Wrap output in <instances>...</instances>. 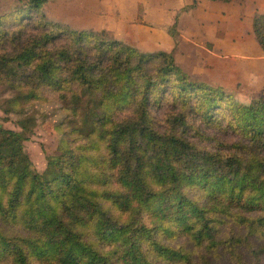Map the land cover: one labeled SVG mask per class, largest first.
I'll return each instance as SVG.
<instances>
[{
  "label": "trees",
  "instance_id": "1",
  "mask_svg": "<svg viewBox=\"0 0 264 264\" xmlns=\"http://www.w3.org/2000/svg\"><path fill=\"white\" fill-rule=\"evenodd\" d=\"M46 1L0 13L6 111L30 122L49 95L64 114L44 172L0 126V264H264V96L241 102L172 52L64 27ZM253 33L264 51V13Z\"/></svg>",
  "mask_w": 264,
  "mask_h": 264
},
{
  "label": "rangeland",
  "instance_id": "2",
  "mask_svg": "<svg viewBox=\"0 0 264 264\" xmlns=\"http://www.w3.org/2000/svg\"><path fill=\"white\" fill-rule=\"evenodd\" d=\"M20 0H1L0 13L12 9ZM100 0H48L41 11L50 20L60 23L64 27L82 30L83 28L106 29L107 37L119 38L124 43L136 47L141 52H155L152 50L169 49L172 40L167 35L169 19L160 21L148 20L145 16V5H136V1L119 4H101ZM215 6H224L214 3ZM242 2L236 0L225 10L214 8L215 14L232 13L229 21L217 22L215 25H226L228 30L236 31L229 38L216 35L214 25V52L197 50L195 57L201 69L200 76L203 82L218 87L221 86L236 95V98L248 103L253 98L264 96V52L254 44L249 28V21L253 8H243ZM240 9L239 12H237ZM226 10H228L226 12ZM223 19V18H222ZM158 25V26H156ZM168 26V27H166ZM171 31V29H170ZM171 33H173L171 31ZM242 34V35H240ZM158 51V50H157ZM178 51V50H177ZM176 51V52H177ZM178 59L181 61L178 52ZM197 73V72H196ZM13 93L8 87L0 85V126L23 132L28 140L25 150L29 154L33 167L38 172H44L47 167V156L58 153V144L61 135L54 132L56 126L64 118L61 104L47 95L46 101L37 102L28 106V112L34 119L30 122H20L21 115L8 110L6 100L12 98ZM167 107L154 110L160 122H163ZM192 123L214 138L217 131L200 125L197 118H191Z\"/></svg>",
  "mask_w": 264,
  "mask_h": 264
},
{
  "label": "crops",
  "instance_id": "3",
  "mask_svg": "<svg viewBox=\"0 0 264 264\" xmlns=\"http://www.w3.org/2000/svg\"><path fill=\"white\" fill-rule=\"evenodd\" d=\"M123 1L124 0H100L98 1V3L119 4ZM128 1L129 0H125L126 3ZM131 1H136V5L140 4L146 6V9L144 11L146 12L145 16L148 20L156 21L159 24L160 21L169 19V27H166H168L167 35L172 40V45L169 46V49L161 48L157 50L172 52L174 54L176 63L187 75H189L194 80L202 81L203 79L199 75L200 71H198L199 69H201L199 65L202 64L197 63L195 53L197 50L210 52V50L206 49L205 46L207 48L212 47V52H214L215 23L219 21H229V15H231V17H234V14L229 12L226 13V15L222 13L215 14L214 8L221 10H225L229 7L232 8L231 5L235 3L236 0H232L230 3L215 2L211 0H130V2ZM194 2H196V5L194 7H190ZM240 2H242L243 4L242 6H240L241 8H243L245 5L249 9L253 8V13L249 21V28L254 44L259 47L261 51H263L253 33V21L254 16L257 13H264V0H240ZM214 3H221L224 4V6H215ZM1 4L2 2L0 0V6ZM227 11L228 10H226V12ZM239 11L240 9L237 12ZM162 26L163 28L165 27L164 25ZM85 29L95 31L104 30L105 32L110 34L109 31L104 28L96 29L91 26L90 28H83L82 30ZM170 29L171 31L173 30L175 36L172 35ZM215 30L216 35L221 36L222 38H229L230 35L233 36L236 33V31L228 30V27L222 24L215 25ZM114 38L120 40L119 38ZM215 46L217 47L216 43ZM178 52L180 54L181 61L178 59Z\"/></svg>",
  "mask_w": 264,
  "mask_h": 264
}]
</instances>
